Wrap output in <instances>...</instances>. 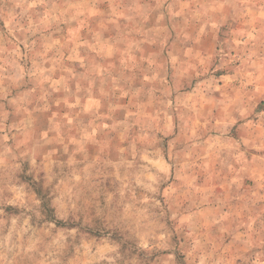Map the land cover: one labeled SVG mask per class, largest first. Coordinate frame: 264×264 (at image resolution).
Instances as JSON below:
<instances>
[{
    "label": "rangeland",
    "instance_id": "rangeland-1",
    "mask_svg": "<svg viewBox=\"0 0 264 264\" xmlns=\"http://www.w3.org/2000/svg\"><path fill=\"white\" fill-rule=\"evenodd\" d=\"M216 99L264 111V0H0V264H264Z\"/></svg>",
    "mask_w": 264,
    "mask_h": 264
},
{
    "label": "crops",
    "instance_id": "crops-1",
    "mask_svg": "<svg viewBox=\"0 0 264 264\" xmlns=\"http://www.w3.org/2000/svg\"><path fill=\"white\" fill-rule=\"evenodd\" d=\"M210 76L213 77V80L216 77V75ZM221 77L223 78V75L217 79V85H220L218 80ZM197 90L198 89L193 88L192 92L198 94ZM215 103V106L213 105L209 112L207 111L209 114L205 112L202 114L203 116L197 118V122H199V126L201 127L203 126L207 129L219 130L221 132L220 134H211V136H224V138L228 140H230V137L228 136L229 132L227 131L229 129L235 130L237 137H231V139L235 140L236 138V141L238 142V151H234L235 154H226L229 156L228 159L225 160L222 169L219 168V171L218 168L217 170L213 169V173H217V175L227 178L229 185H232L235 178H237L239 179L237 180L238 182L241 181L242 186H240V188H254L255 186L256 188H264V152L261 151L259 145L263 138H260L261 136L257 132L258 129H264V123L261 120V115L264 111H262V109L256 110V105L248 110L245 108L246 104H244V100L239 102V105L236 107H231L218 100ZM235 112V116L231 117L228 115ZM251 141L253 145L247 147V144H250ZM220 150L223 153H229L223 150V148ZM224 165L225 168H223ZM190 175L197 177L201 174H199V172L194 173L191 171ZM250 183L253 185H250Z\"/></svg>",
    "mask_w": 264,
    "mask_h": 264
}]
</instances>
